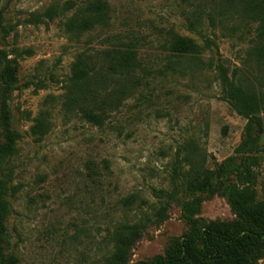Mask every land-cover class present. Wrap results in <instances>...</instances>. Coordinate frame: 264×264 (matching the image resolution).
Instances as JSON below:
<instances>
[{
	"label": "rangeland",
	"instance_id": "374dc122",
	"mask_svg": "<svg viewBox=\"0 0 264 264\" xmlns=\"http://www.w3.org/2000/svg\"><path fill=\"white\" fill-rule=\"evenodd\" d=\"M89 1L0 0V50L16 72L10 123L20 136L2 166L4 254L16 264H105L120 225L136 226L124 264L149 261L187 231L183 205L195 198L201 222L233 221L222 192L186 189L190 163L219 174L217 186L248 165L264 201V23L240 0H101V23L70 30ZM175 35L202 52L176 55ZM129 47L130 92L96 126L68 104L73 64L98 65L103 51ZM220 70L260 97L248 137Z\"/></svg>",
	"mask_w": 264,
	"mask_h": 264
},
{
	"label": "trees",
	"instance_id": "16d2710c",
	"mask_svg": "<svg viewBox=\"0 0 264 264\" xmlns=\"http://www.w3.org/2000/svg\"><path fill=\"white\" fill-rule=\"evenodd\" d=\"M247 15L264 23V0H240ZM72 5L68 7V9ZM107 12V5L101 0H92L86 4L84 15L69 22L70 30H89L101 23ZM171 51L179 56L199 55L202 48L191 38L175 35L171 42ZM264 53V44L258 50ZM136 53L133 47L103 51L99 64L89 57H79L72 67L70 84L75 87L68 104L77 107L78 112L88 122L102 126L110 111L118 107L131 89L132 71L136 65ZM0 264H16L17 260L4 254L5 224L8 202L5 195L8 189L7 179L2 174V166L16 151L19 134L10 123L8 102L16 83V72L12 61L4 50H0ZM223 88L228 91L234 108L248 120L247 137L250 122L261 110V100L257 93L240 84L234 74L229 79L220 70ZM35 133L44 132L42 122ZM245 173L240 174L233 184L217 186L219 174L190 163L187 171L186 189L190 194L196 192H222L229 201L236 218L229 222L203 223L196 218L199 198L183 205L182 217L188 225L187 231L174 240L164 255H155L149 261L135 264H264V201L256 199L255 177L248 165ZM217 173V172H216ZM117 246L114 254L105 264H124L131 236L136 226L117 227Z\"/></svg>",
	"mask_w": 264,
	"mask_h": 264
}]
</instances>
